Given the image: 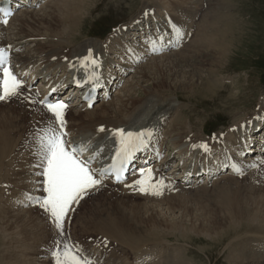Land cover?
Returning a JSON list of instances; mask_svg holds the SVG:
<instances>
[{
    "label": "bare ground",
    "instance_id": "obj_1",
    "mask_svg": "<svg viewBox=\"0 0 264 264\" xmlns=\"http://www.w3.org/2000/svg\"><path fill=\"white\" fill-rule=\"evenodd\" d=\"M153 1L155 5L146 7L142 16L135 19L129 27H123L116 33L117 37L112 35L106 41L100 42L97 39L78 42L81 30L88 21L96 5V0H21L18 2L19 6L22 5L20 11L12 20V23L15 22V29H12V23L9 27L0 23V47L8 48L11 46V63L16 65L17 70L14 72L24 83L21 91L27 92L25 97L28 101H30L29 95L32 96V101L39 96L41 101L44 95L52 89H56L58 94L62 96L64 91L70 93L74 89L72 85L75 83H80V87L89 86L93 79L97 80L93 84H101L109 90L110 99L108 101L101 91L100 101L102 104L99 105V110L96 106L92 110H88L81 105L77 107L72 105L67 110L68 119L65 129L68 134L67 139L72 144L79 143L87 146L85 156L96 157L92 166L94 169H101V165L108 162L118 149V137L114 136L116 130L123 129L125 132L150 130L152 133L148 143L150 148L144 149L137 161L143 163L148 160L151 165L149 167H153L143 170L141 166L136 165L135 180L140 178L141 172L152 169L155 180L163 179L164 183L169 185L162 190L163 195H159L160 199H163L177 194V191L173 190L174 188L189 190L192 189L190 188L192 185H203L202 179H207L204 183L209 185L218 182L217 186H212L219 191L222 200L217 201L220 204H228L233 200L229 192L237 187L240 181L238 177L252 174L255 162L262 159L260 155L264 157V131L259 132V129H264V98L261 101L260 109L253 116L245 121H240V124L233 127L229 132V137L217 134L213 138L201 136L197 140L191 136V127L188 126L187 120L185 121L179 115L183 107L177 103L181 99L162 98L159 89L147 85L149 82H143L140 78L146 77L151 71H161L164 67H181L183 74L179 73V75L187 80L183 83V79L180 77L182 82L179 83V90L189 92L190 98H212L219 92V90L218 92L215 90L221 86L218 83V77L213 79L207 73L217 69L218 67L214 68L217 64H222L226 53L224 49L227 48L225 46L229 43L234 44L236 38L228 39V34L223 36L221 31L211 37L205 34L206 32H201L200 35L193 38L196 32L194 28L204 22L196 23V8L193 7V4L201 0ZM42 6H44L43 10L36 12ZM191 25L194 26L192 31L188 29ZM179 27L184 31V40L180 46L176 45L175 32V29H179ZM13 31L15 32L13 33ZM227 32H229L228 29ZM153 42H155V48ZM29 45H34V49L27 51ZM156 46L162 48L157 50ZM90 50L92 58L98 61V65L83 67L81 61L88 56ZM172 54L176 55V58L157 63L165 57H173ZM148 56L156 57L150 60ZM143 59L149 60L148 63L152 62L148 69L144 67L146 63L143 62ZM207 65L208 67H206ZM88 70H91V75L87 74ZM89 76L94 77L90 82ZM39 81L46 91L44 95L34 88ZM154 81L156 84L160 82L156 78ZM123 84L126 85L122 87ZM159 84L165 85V82ZM30 88L31 93H28ZM79 88L76 92L79 91ZM132 88H138L139 91L131 92L130 89ZM19 95L23 94L20 93ZM75 97H77V93L72 94V99ZM115 97L117 99L114 101ZM26 99L23 97L19 100L14 99L15 103L0 104V106H5V109L0 112V214H6L12 221L20 222L22 228L32 229V231L26 237L30 238V241L27 240L25 244L21 242L24 245L18 243L19 245L16 244L14 247L8 243V249L4 250L7 253L4 252L0 259L3 260L4 264L5 262L7 264H50L52 259L45 252L48 244H46V240L51 238L50 234L52 236L54 234L47 229L46 225L39 223L38 217H34V211L27 207L33 205L29 197L38 198L42 196L43 178L37 175L39 169L36 167L38 157L36 155L35 136L39 129L54 123V117L50 119L42 115L41 117L40 114L45 115L47 109L39 106L35 108ZM33 110L35 112L32 113ZM101 127L105 129L104 132L99 131ZM30 139L32 143H28ZM205 144L208 147L207 151L201 147ZM168 146L176 150L181 167L176 172L171 171V174L166 176V170L174 164V162L171 163L173 159L166 158L164 155ZM11 164L15 166L13 174L7 171V166ZM224 172L229 174L228 177L223 174ZM176 175L180 177H173ZM244 182L246 183V181ZM126 185L127 183L115 187L109 181H105L98 187L91 189L86 195L93 196L95 192L100 190H110L109 192L120 190L118 196L121 198H119L118 205H123V211L127 213L123 219L127 223L136 222L139 219L132 214H150V211H153L155 207L166 206L169 211L175 213V208L173 209L170 205L171 201H167L165 205L154 204L148 200L156 197V195L149 196L150 193H140L144 197L139 194L134 195L133 191L137 188L128 189ZM186 185L189 186L186 187ZM248 185L250 186L247 189L244 187V189L239 188L238 191L236 189L237 198L235 200H237L238 208L231 214H236L238 219L251 214L248 211L242 212L245 210L241 208L242 205L247 204V208L251 202L264 203V191H255L256 183L253 184L252 180ZM172 190L176 192L173 193ZM135 196L141 197L140 199L144 201H135L131 203L133 207L128 206L129 209H127L125 202L130 197L134 198ZM108 205H101V207ZM110 206L106 208V214H111ZM178 210L181 212L182 208L179 207ZM151 214L154 215L153 212ZM258 214H264V212ZM67 218L69 220L70 214ZM107 219H100L96 223L103 226L102 230L100 228L98 231L120 240L122 234L119 232L120 225L114 219ZM6 222H4L5 226ZM153 223L155 226L161 225L156 220ZM172 223V229L176 228L175 226H183L182 220L181 222L172 220ZM220 223L222 224H212L213 226H208L209 228L204 230L213 236V234L218 233L224 220ZM241 223L238 222L235 226ZM11 225L14 226V223ZM11 225L9 226L11 227ZM25 229H22L21 232ZM13 233L15 232L13 231ZM260 234L264 235V229L260 231ZM148 236L155 238L159 235L156 231H151ZM251 238H246L248 239L247 242H243L244 239L237 244H234L236 241H233V244H228L227 254L231 264H264V237L253 243L251 242L253 238ZM129 241L133 245L140 240L138 237H131ZM117 243L120 244V242ZM139 246L132 249L139 248ZM144 254L140 256V258L143 257L142 264L149 261V259L148 261L144 260L147 256ZM169 257L168 259L163 258L166 262L162 260L159 264H197L189 261L183 255L181 257ZM8 258H12V260ZM154 259L149 264H157L156 262L159 260ZM100 263L103 264V261Z\"/></svg>",
    "mask_w": 264,
    "mask_h": 264
},
{
    "label": "rangeland",
    "instance_id": "obj_2",
    "mask_svg": "<svg viewBox=\"0 0 264 264\" xmlns=\"http://www.w3.org/2000/svg\"><path fill=\"white\" fill-rule=\"evenodd\" d=\"M152 1L153 0H96V5L93 8L88 21L84 24L81 30V36L79 37L80 39L78 42L88 39H97L98 42L106 41L109 36L105 39L92 37V29L99 22L101 23L98 30L107 27L109 23H117V25H119L117 27L118 29L122 27H129L135 19L142 16L146 7H153L155 5V2ZM156 1L161 2V0ZM201 1L193 4V7L196 8V23H199V21L204 22L201 25H197L196 28H194V26L192 27V25L188 27L190 31H192L193 28L196 29L193 38L196 35H200L201 32H206L205 34H208L209 37H211L220 33V31L223 36L228 34V39H232L234 37L236 38L234 44L229 43L225 46L227 48L224 49L226 53L222 64H217L218 66L216 65V67L213 66L214 68H218L214 69L211 73H207V75H211L210 77H213V79L218 77V83H220L221 88L219 87L215 90L216 92L219 90L217 95L212 98H190L189 92L179 90V83L182 81L185 83L187 80L179 75V73L183 74L181 67H164L161 71L156 72V70H154L153 72H149L146 77L140 78L143 82L148 81L149 83L147 85L152 86L157 90L159 89L158 91H161L159 94L162 98L181 99L180 102L177 103V105L180 104L183 107V110L179 115L184 118L185 121L187 120L186 122L188 123V126L191 127V136L197 140L200 139L201 136H206L209 132L208 130H211L214 126H220V124L223 125L215 131V135L220 133V135H223L224 137H229V132L233 127L240 124V121L247 120L260 109L261 101L264 98V0ZM43 8L44 6L37 9L36 12H41ZM14 24L15 22L11 24L12 29H15L16 27ZM205 25L206 28H204ZM227 29L229 32H227ZM14 32L15 31H13V33ZM183 32L184 31L182 30V33ZM114 34L115 32H113L110 36ZM115 37L117 36L115 35ZM183 40L184 36L180 41ZM27 49V51L34 49V45H29ZM171 56L173 57H165L157 63L167 62L171 58H176V55L172 54ZM154 57L148 56L150 60ZM148 61L149 60L143 59V62L146 63L144 66L146 69H148L150 67V63H152L151 61L148 63ZM153 63L155 64V62ZM206 67H208V65ZM180 77L183 79L182 81ZM155 78L157 81H160L159 83L165 82V85H161L159 83L156 84L154 81ZM125 85L126 84H123V87ZM39 87L40 84L36 85L38 90ZM130 90L131 92H136V90L139 91L138 88H132ZM20 93L23 95L12 97L1 104L15 103V100H19L23 97L26 99L25 95L27 92L25 93L21 91ZM28 93L31 92L29 91ZM28 98L30 100L28 101L26 99L28 103L32 104L35 108L39 106L36 105L38 100H36V104H34L32 96L29 95ZM116 99L117 97L113 100L115 101ZM101 104L102 103L100 102L96 105L98 110L100 109L99 105ZM4 109L5 106H0V112ZM34 110L31 112H35ZM41 115L46 118L49 117V114L46 113L45 115L40 114V116ZM31 139L28 143H32ZM164 155L166 158L173 159L171 163L174 162V164L166 170L167 176L171 174V171L176 172L181 165L179 164V158L176 155V150L172 147L168 146ZM260 156L262 159L254 164V173L252 172V174H248L247 176L244 174L245 176L238 177L240 180L238 182L239 186L237 185V187H234L233 190L229 192L230 197H232L233 200L228 202V204H220V202L217 201L222 200L220 199L219 191L212 188V186H217L218 182L213 185H209L208 183H203V185H192L190 187L192 189L189 190L174 188L173 190H176L177 194L170 195L167 198L164 197L163 199L156 196L154 198H149L150 200L148 201H152L154 204L158 203L162 205H165L167 201H171L170 205L173 209L175 208V213L169 211L166 206L155 207L153 211H150V214L148 213L149 215L132 214L139 217V219L136 222L131 221L130 223H127L123 219L127 213L123 211V205H118L120 201L119 198H121L118 196V194H120L118 191L120 190H117L116 192H109L110 190H100L97 191V193L95 192V195L88 196L89 198H86V200L81 203L82 205L79 204L81 207L78 210H73V216H71L69 221L68 218L65 219L63 236L59 233L52 218L43 209L39 206H34L33 202L32 207L27 208L32 209L34 211V217H38L39 223L46 225L47 229L51 230L54 234V236H52V234L49 235L52 239L49 238L46 240V244H48L46 245L47 248H45V252L46 255L52 259V263L50 264H54L52 251L57 249L58 241L61 246L64 243H67L69 247L72 248L73 252H76L74 248L79 249L82 252V256L88 257L90 261H92V264H101V261H103V264L104 262L105 264H132L133 262L134 264H142L143 257L140 258V256L143 253H145L144 255H147L144 260L148 261L149 259L148 262H144L145 264L151 263L154 258H156L157 261L159 260L156 262L159 264L162 260L166 262L165 259H168L169 256L181 257L182 255L189 261H193L197 264H231L227 254L228 244H233V241H236L234 244H237V242H241V240L244 239L245 241L243 242H247L248 239L246 238L251 237L253 238H251V242L253 243L256 242L257 239L260 240L264 237V235L260 234V231L264 229V214H258L260 212H264V203L259 204L251 202L247 208V204L242 205L241 208L245 209L242 212H251V214H243L244 217L242 219L236 218V214H231L238 208L237 200H235L237 198L236 189L237 191L239 188L243 187L247 189V187L250 186L248 184L252 180L253 184L256 183L255 191H264V157L262 155ZM7 167L8 173L12 172L13 174L15 166L11 164ZM227 172L223 173L226 177L229 175ZM255 174L256 176H254ZM244 181H246V183ZM187 186L189 185H186V187ZM173 190L172 192L175 193L176 191ZM133 193L134 195H138V192ZM41 194L43 195V187L41 189ZM139 195L144 197V195ZM151 195L152 194H149V196ZM140 198L141 197L137 196L134 198L130 197V199L125 202L126 208L129 209L128 206L133 207V204L131 203L135 201L143 202L144 200ZM168 198L172 200H169ZM122 199L124 200V198ZM108 204L111 205L109 210L111 214H106V208L109 206ZM101 205L108 206L101 207ZM179 207L182 208L181 212L178 210ZM151 212H153L154 215H152ZM155 214L158 216L157 219ZM0 215V220H5L4 222L7 221L6 226L2 220L0 221V256H3L6 251L5 249H8V243L15 247L18 243L20 245H24L27 240L30 241V238L26 237L31 234L32 229L27 230L25 227L22 228V224L20 222L18 223L15 220L12 221V219L8 218L6 214ZM254 217L257 218L251 220ZM105 218H108L107 220L114 219V221L120 225L119 232L122 233L120 240H117L110 235L108 236L107 233L106 235L101 233V231H98L100 228V230H102L103 226L96 223H98L100 219ZM243 219L245 220L243 221ZM154 220L158 221L161 225L155 226L153 223ZM172 220H179L180 222L182 220L183 226H175L176 228L172 229ZM222 220H224V223L219 228L217 234H213L212 236L206 233L204 229L209 228L208 226L211 227L214 224L221 225L222 223H220V221ZM238 222L242 223L235 226ZM13 223L14 226L11 225ZM9 225H11L12 228ZM6 227L7 230H5ZM21 228L25 229V232H21ZM121 230L124 231L122 232ZM13 231L15 233H13ZM151 231H156L159 236L155 238L149 237L148 233H151ZM131 237H138L140 241L132 245L131 241H129ZM105 241H107V244L104 243ZM117 242H120L121 245ZM123 242L124 245H122ZM136 246H139L140 249H132ZM106 257L108 258L106 259ZM8 259L12 260V258ZM0 264H4L1 259ZM5 264H7V262H5Z\"/></svg>",
    "mask_w": 264,
    "mask_h": 264
},
{
    "label": "snow or ice",
    "instance_id": "obj_3",
    "mask_svg": "<svg viewBox=\"0 0 264 264\" xmlns=\"http://www.w3.org/2000/svg\"><path fill=\"white\" fill-rule=\"evenodd\" d=\"M13 11L0 7V23L7 25ZM176 39L182 40L183 33L180 29H175ZM155 48V42H153ZM11 46L8 48L0 47V101H6L18 96L24 87L23 81L14 72L11 63ZM19 51V50H17ZM83 67L97 66L98 61L92 58L91 50L88 56L81 61ZM89 76V82L93 79ZM45 103V101H41ZM89 103V107H91ZM46 107L54 116V123L38 130L35 137L37 145L36 155L39 169L37 175L43 178V193L41 197L29 199L37 204L52 218L61 236L64 234L65 219L73 205L78 204L85 195L102 183L103 177L115 174L117 182H120L125 172V167L133 158L134 153L142 151L148 147L152 133L150 130L140 132H125L118 129L114 136L118 137L119 147L113 157V164L107 168L96 170L92 167L95 156H85L87 146L72 144L67 139L66 121L64 118L65 110L68 105L63 101L47 102ZM100 132L105 129L101 127ZM205 151L207 145H201ZM141 179L135 181L129 187L137 188L143 194L163 195V189L169 187L163 179L155 180L152 169L141 172ZM100 178H97V177ZM107 244V241L104 242ZM54 264H92L86 256L73 252L67 243L62 246L57 242V249L52 251Z\"/></svg>",
    "mask_w": 264,
    "mask_h": 264
},
{
    "label": "trees",
    "instance_id": "obj_4",
    "mask_svg": "<svg viewBox=\"0 0 264 264\" xmlns=\"http://www.w3.org/2000/svg\"><path fill=\"white\" fill-rule=\"evenodd\" d=\"M100 23L94 27V36H96V37H105V36H107L111 32V30H112V23H109L107 25V27L101 28L100 30H98V27H99ZM215 129L216 128H214L212 130H215Z\"/></svg>",
    "mask_w": 264,
    "mask_h": 264
}]
</instances>
